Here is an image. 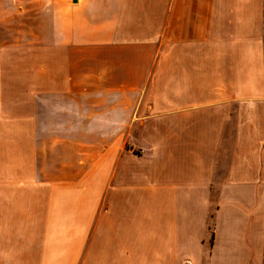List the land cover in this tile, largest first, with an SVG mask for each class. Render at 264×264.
Segmentation results:
<instances>
[{"label": "crops", "instance_id": "obj_1", "mask_svg": "<svg viewBox=\"0 0 264 264\" xmlns=\"http://www.w3.org/2000/svg\"><path fill=\"white\" fill-rule=\"evenodd\" d=\"M0 264H264V0H0Z\"/></svg>", "mask_w": 264, "mask_h": 264}]
</instances>
